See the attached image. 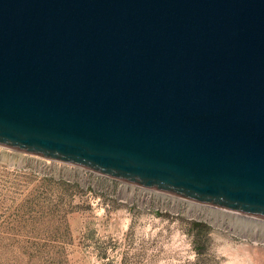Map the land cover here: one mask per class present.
<instances>
[{"label": "water", "instance_id": "1", "mask_svg": "<svg viewBox=\"0 0 264 264\" xmlns=\"http://www.w3.org/2000/svg\"><path fill=\"white\" fill-rule=\"evenodd\" d=\"M0 146L264 219V0H0Z\"/></svg>", "mask_w": 264, "mask_h": 264}, {"label": "rangeland", "instance_id": "2", "mask_svg": "<svg viewBox=\"0 0 264 264\" xmlns=\"http://www.w3.org/2000/svg\"><path fill=\"white\" fill-rule=\"evenodd\" d=\"M0 264H264V219L0 146Z\"/></svg>", "mask_w": 264, "mask_h": 264}]
</instances>
